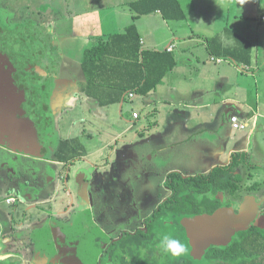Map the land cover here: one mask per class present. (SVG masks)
Instances as JSON below:
<instances>
[{"label":"crops","instance_id":"0c3cea01","mask_svg":"<svg viewBox=\"0 0 264 264\" xmlns=\"http://www.w3.org/2000/svg\"><path fill=\"white\" fill-rule=\"evenodd\" d=\"M136 1L138 0H122L118 3H127L131 10L129 15L132 23L137 25L142 36L143 46L147 49L172 52L177 64L156 88L143 95L138 93L128 95L132 98L133 104L136 96L140 95V101L136 105L144 108V114L133 117L134 120L129 117L130 115L126 117V122L130 124L126 130L131 128L134 131L130 141L132 148L136 147L138 140L148 136L152 138L155 134L156 140L160 143L154 145L148 152L149 155L158 158L159 153L171 151L180 161L170 172L177 171L185 177L205 175L217 166L228 165L236 152L246 153L248 158L252 155L254 160L261 158L262 154L257 150L260 146L255 141V136L257 131L264 133V0H250L252 3V6L249 5L250 10L255 8L250 13L245 9V0H231L230 4L229 2L226 4L225 0H179L185 17L173 19H168L161 9L139 14L133 6ZM221 8L224 13L228 10L226 20L230 13L234 14V25L231 26L228 21L219 24L214 21L208 26H202L201 21L196 18L202 11L207 14L208 10L216 9L219 13ZM232 8L234 10L231 11ZM76 17L69 32H58L60 40H66L68 45H84L92 39L96 42L116 33L106 31L108 29L103 26L104 20L99 10L84 15L80 13L79 18ZM172 21L179 22L172 25ZM211 26H215L213 30H216L214 34L207 35L202 28L208 30ZM48 28L53 33L49 38L55 45L52 35L56 32V24L51 22ZM162 31L167 33L164 34ZM216 36L220 37L221 44L228 47L241 45L242 38L248 39L252 48L251 61L249 63L240 61L234 56L224 55L222 51L214 53L210 39ZM86 48L78 57H81ZM72 51L75 52L76 47L67 50L66 59L70 61ZM80 68L82 69L81 61L79 72L83 70ZM57 73L59 72H43L47 75L50 85L54 84L52 77ZM80 74L83 76L82 82L85 83L84 72ZM83 87L84 85L82 86L84 92ZM84 99L88 109L99 111L98 114L102 118L111 113L106 109L109 105H100L85 92ZM54 106L47 107L48 117L53 126V136H58L56 150L60 140L64 138L56 129L59 110L54 109ZM44 114L45 112L42 115L38 114L36 118H43ZM121 115L123 116V113ZM234 115L246 124L244 128L233 127L231 118ZM93 121L95 125L96 121L94 119ZM162 124L169 127L161 130ZM124 131L116 137L122 136ZM88 136L89 134H86V140ZM86 140H83L84 143ZM88 155L86 151L83 157ZM150 156L146 157L149 161ZM115 180L117 179H114V183Z\"/></svg>","mask_w":264,"mask_h":264},{"label":"rangeland","instance_id":"374dc122","mask_svg":"<svg viewBox=\"0 0 264 264\" xmlns=\"http://www.w3.org/2000/svg\"><path fill=\"white\" fill-rule=\"evenodd\" d=\"M118 1L122 0H11L10 4L18 2V5H16L18 16L20 15L19 12H23L25 17L30 16V19L33 18L35 24L40 22L39 24H41V28H43L39 29L41 30L40 33H42V31H44L45 34L50 33L49 31L51 30L47 25L49 26L51 22H54L57 27L55 30L56 32L52 35L55 40L54 46L60 51V47L66 44V40H60L58 32H69L70 29H72L70 27L73 24L74 18L76 16V18H79L80 13L84 15L85 13L99 10L104 20L103 26L108 29L106 31H124L126 26L132 23V18L129 15L131 10L127 3L119 4ZM230 1L231 0H225V3L227 4V2H229L230 4ZM245 2L247 13L255 10V8L250 10L249 5L252 4L250 0H245ZM19 5L21 6V11L19 10ZM1 7L4 8L3 6ZM5 9H7L6 6ZM232 10H234V8H232L231 11ZM216 11V9L212 11L208 10L207 14L202 11V14H197L196 18L201 21L200 24L202 26H208V24L214 21L216 24L228 21L231 26L234 25L235 20L233 18V13H230L228 20H226V16L228 15L226 11L228 10H225V13L224 10L222 11V8L220 9L221 12L217 13ZM7 13L10 12L7 10ZM3 14L4 12L1 11L0 8V25L18 24H16V20H13L12 16L9 17V21L6 23ZM172 22V25H175L179 21ZM42 23L45 24L43 25ZM28 24L27 21V23L23 25ZM214 27L215 26H211L208 30L205 28L202 29L209 35L216 30H213ZM163 33L166 34L167 32ZM43 35L44 34L39 36L44 37ZM95 43V40L92 39L89 43L84 45L78 44L72 46L69 44V48L73 49L76 47V51L71 52L70 57L72 61L67 62L68 60L66 59L63 62V66H60V68L64 70L63 72H66V67L69 69V71H67L70 73H64L60 75L58 79H61L62 87H71V91H69L70 100L69 98L65 99L67 98L66 96H64V98L56 94L50 102L52 106H56H54V109L58 108L57 110H59L56 129L62 138L80 136L83 140H86V134H89L86 140L87 142L84 143L86 144V151L89 155L87 157H77L72 163H69L67 168H63L62 164L56 163L57 160L54 157L58 136H53L52 123L47 125L48 123L46 122L47 119L49 120L47 106L50 104H42L40 101L35 104L37 108L34 110V117L31 115L30 111L26 110L23 116H21V118L25 119L24 123L18 126L19 134L22 136L32 134L36 137L35 141H37L36 143L39 145V142H43L45 138L46 129H49L50 137L53 138L52 146L44 150L46 151L45 154H42L43 151L37 152L35 153L36 155H34L49 162L45 164L42 161L28 159L29 163L27 164H32L39 170L37 174H34V171L24 168L23 162L17 165V161L20 160V157L9 155L7 151L0 149V164L3 167H6L7 164L9 167L0 169V208L5 214L8 215V213L13 210L12 205L7 203V198L10 194L19 193L23 195L24 192L29 191L28 188H36L40 184L44 187L43 183L46 182L44 180V177H46V167L48 169V165L50 166L52 163L55 166V173L62 172L61 174L59 173V177L61 178V175H64L66 178L64 182L65 185L62 183L63 186L60 189L62 195L70 196V201L68 203L66 202V207L69 205L71 211H76L75 207L72 205L73 198L81 201L83 200L82 202L91 201L97 220L104 225H108L110 222L109 220L112 219L113 223L111 224L113 226L111 229L115 231L125 226L135 227L137 223L142 222L141 219L146 216V213L152 210V206L156 205L162 197L160 193L164 191L163 180L167 178L173 166L180 160L172 155L171 151L159 153L158 158H156L157 156L149 155L148 152L154 148V145L160 143L156 140L155 134L152 135V138L148 136V138L138 140L135 144L136 147L134 146L135 148H132L133 145L130 141L134 131L131 130V128L126 130V127L130 125L126 122V117L130 115L129 117L133 119L134 113L138 115H141V113L144 114V108L136 105L138 104L137 102L140 101V95L136 96L134 104L132 98L127 96L124 101L107 106L106 109L111 113H108L109 115H107L106 118H102L97 110H89L86 105L84 92L82 91V86L84 84V82H82L83 76L80 74L81 72L83 74V70L80 68L82 71L79 72V62L83 54H81V57L78 56L85 47H90ZM65 63L68 65L64 67ZM26 83L28 86L29 82L26 81ZM26 105L28 104L26 103ZM91 105L93 107V103H91ZM44 112L45 117L36 118L38 114L42 115ZM121 113H123V116ZM93 119L96 121L95 125H93ZM26 125H30V128H26ZM160 126L161 130L169 127L167 124H162ZM123 130H125L123 135L117 138L116 135L122 133ZM255 137V141H257L260 146L257 150L262 156L261 158H257L258 160H254L252 155H250L248 158L250 166L243 164L239 171L244 176V188L242 193L246 194L245 196L253 195V197L258 200L257 194L261 191L262 193L264 192V142H262V140H264V133L257 131ZM148 141H150V143ZM147 156H150L151 161L146 158ZM10 162L13 163L14 168L11 167ZM52 168L54 169V167ZM249 172L253 174L252 178L248 177ZM36 175L39 177V180ZM114 179H117L115 183L113 182ZM61 181H63L62 178ZM83 182L87 183L85 184ZM255 184L261 187L257 190L253 189ZM64 186L71 189V194L65 192ZM103 188L105 191H102ZM101 198H105V201H109L108 206L104 205V201L101 200ZM20 208L22 207L20 206ZM63 209L64 207L61 210ZM54 210H60L59 205H56ZM172 219L175 220L174 218ZM156 223L158 224L156 228L157 234H170L172 237L179 239L182 243L187 239L185 233L186 228L184 227L186 226L184 224L186 223L185 219H183V225L182 223L180 225L178 222L174 223V225H170L164 221V218L158 219ZM131 240L130 237L125 238L118 247L126 248L128 244L131 243ZM193 249L192 247V253ZM165 255L166 257L162 256L163 258L161 257L158 261H151L150 264H172L173 262L181 261L184 257V254L179 257L172 255L168 256V254ZM193 258L197 261H190V264H204V256L201 259L195 256H193ZM163 259L165 260L163 261Z\"/></svg>","mask_w":264,"mask_h":264},{"label":"flooded vegetation","instance_id":"af4514ba","mask_svg":"<svg viewBox=\"0 0 264 264\" xmlns=\"http://www.w3.org/2000/svg\"><path fill=\"white\" fill-rule=\"evenodd\" d=\"M10 1L0 0L1 11L4 12L3 16H5L6 23L9 21V17L12 16L18 24L0 25V109L6 113L5 105L21 104L20 108L23 105V108L30 111L34 117V110L37 108L35 104L39 101L42 104H50L56 94L62 97L66 96L67 98H64L70 100L69 91H71V87H62V81L58 79L64 71L60 66H63V62L68 58L66 54L69 45H62L59 51L49 38L51 32L45 34L42 31L40 33L41 30L39 29H43L39 24L40 22L36 23L37 27L34 19L29 18L30 16L25 17L23 12H19L20 15L18 16L16 12L18 2L10 4ZM5 6L7 9H5ZM7 10L10 13H7ZM19 10L21 11V6ZM27 21L29 24L23 25ZM42 34H44V37L39 36ZM21 51L25 52V55L23 53L21 55L25 57L24 59L19 56ZM7 56L13 58L14 62L7 61L5 59ZM67 60V62H70L69 59ZM66 65L68 64L65 63L64 67ZM65 70L66 72L69 71L66 67ZM2 72L5 74L6 72H29L31 75L26 74L25 76L29 85L26 89L22 86L19 88L15 83L7 85L4 75L1 77ZM41 72L59 73L52 77L54 84L50 85V81H47V75ZM13 77H15V74H13ZM50 107H52L51 104ZM1 118H3V115L0 112ZM46 122L47 125L51 124L48 119ZM17 125H9L10 130L1 129L3 124L0 120V149L7 151L9 155L20 157L18 163L16 162L17 165L23 162L24 168L37 174L39 170L32 164H27L29 163L28 159L42 161L45 164L49 162L34 155L52 146L53 138L50 137L49 129H46L47 132L45 131L43 142H39V145H37L36 137L32 134L22 136L19 134ZM45 153L46 151L42 154ZM10 164L14 168L13 163L10 162ZM62 165L63 168L68 166L64 163ZM4 168L9 167L7 164L6 167L0 164V169ZM239 169L240 167L235 170V173L239 174ZM55 171L53 163L50 166L48 165V169L46 167L44 187L40 184L36 188H28L29 191L24 192L23 195L19 193L10 194L7 203L12 205L13 210L8 215L0 208V264H150L151 261H158L162 256L166 257L165 254L171 255L159 247L161 235L156 233L158 219L164 218V221L170 225L177 222L183 225L185 217L196 215H182L172 210L159 214L160 208L173 198V192L166 185L169 174L173 173L170 172L164 183V191L160 193L162 197L156 205L152 206V213L151 211L146 213V216L141 219L142 222L137 223L135 227L125 226L115 231L111 229L113 226L111 224L113 223L112 219L109 220L108 225H104L97 220L91 201L82 202L83 200L73 198L72 205L76 211H71L69 205L66 207L70 201V196L63 197L64 195L60 191L66 178L61 175L63 179L61 181L59 173L62 172L55 173ZM243 183L244 180L241 187L234 194H230L228 191L221 192L219 196L222 202L221 207L240 206L244 203L247 196L242 193ZM259 187L261 186L253 189L257 190ZM64 190L66 193L71 194L69 187L64 186ZM102 191H105L104 188ZM257 195L258 200L254 197L257 202V214L250 227L264 228V192L261 191ZM104 199L101 198L104 205L108 206L109 201ZM56 205H59L60 210H54ZM63 207L64 209L61 210ZM238 209L236 210L238 211ZM184 227L186 228L187 238L184 243L187 251L183 256L193 262L191 238L188 236L187 227ZM127 237L132 239L131 243L126 248H119V244ZM178 263L173 262L172 264Z\"/></svg>","mask_w":264,"mask_h":264},{"label":"trees","instance_id":"16d2710c","mask_svg":"<svg viewBox=\"0 0 264 264\" xmlns=\"http://www.w3.org/2000/svg\"><path fill=\"white\" fill-rule=\"evenodd\" d=\"M133 6L139 14L161 9L168 19L185 17L179 0H138ZM221 43L219 36L210 39L214 53L222 51L240 61H251L252 48L248 39L242 38V44L235 47ZM176 64L172 52L145 48L137 25L132 23L124 31L101 38L84 50L81 60L86 76L83 90L102 106L115 104L131 93L143 95L156 88ZM85 152L86 146L80 136L65 138L57 146L55 159L69 165ZM243 164L250 166L247 154L236 152L228 165L217 166L205 175L185 177L177 171L169 174L166 185L173 192V198L160 208L159 214L168 210L182 215L212 214L222 206L219 199L222 191L234 194L241 187L244 176L235 170ZM248 177L252 178L253 174L249 172ZM255 186L257 184L253 188ZM203 259L204 264H264V228L252 226L239 231L228 244L210 246ZM178 262L190 264L185 257Z\"/></svg>","mask_w":264,"mask_h":264},{"label":"water","instance_id":"95a60500","mask_svg":"<svg viewBox=\"0 0 264 264\" xmlns=\"http://www.w3.org/2000/svg\"><path fill=\"white\" fill-rule=\"evenodd\" d=\"M10 45V44H8ZM25 55L23 51L19 52V56L24 59ZM7 54V53H6ZM7 61L14 62L13 58L5 57ZM43 73V72H41ZM15 74V77H13ZM26 74L29 72H2L1 77H5L6 84H17L27 88ZM31 75V74H30ZM2 80V79H1ZM2 83V81H1ZM21 104H8L5 105L6 113L0 109L3 115L1 123L3 124L1 129H9L11 124L24 123L23 113L25 108H20ZM25 107V106H24ZM26 128H30V125H26ZM12 131V130H11ZM13 132V131H12ZM237 208L238 211L236 210ZM257 212V202L253 196H247L242 205L223 206L215 210L212 214H201L193 217H186V223H184L188 229L189 237L191 238V245L193 249V256L201 259L207 249L212 246L226 245L233 240L235 235L242 230L250 228L251 222L254 220Z\"/></svg>","mask_w":264,"mask_h":264},{"label":"clouds","instance_id":"9594fccd","mask_svg":"<svg viewBox=\"0 0 264 264\" xmlns=\"http://www.w3.org/2000/svg\"><path fill=\"white\" fill-rule=\"evenodd\" d=\"M159 247L172 256L179 257L187 251L186 244L179 239L172 237L170 234H161L159 238Z\"/></svg>","mask_w":264,"mask_h":264},{"label":"built area","instance_id":"2783aa9c","mask_svg":"<svg viewBox=\"0 0 264 264\" xmlns=\"http://www.w3.org/2000/svg\"><path fill=\"white\" fill-rule=\"evenodd\" d=\"M171 49V47H170ZM131 96H133V93L130 94ZM139 115L137 113H134V117H138ZM231 122L234 128H244L246 126L245 123L241 122L239 117L234 115L231 118Z\"/></svg>","mask_w":264,"mask_h":264}]
</instances>
